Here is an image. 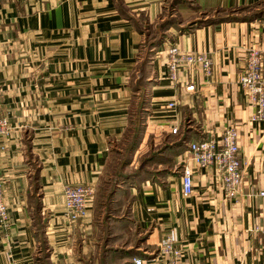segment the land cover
<instances>
[{
	"label": "crops",
	"instance_id": "obj_1",
	"mask_svg": "<svg viewBox=\"0 0 264 264\" xmlns=\"http://www.w3.org/2000/svg\"><path fill=\"white\" fill-rule=\"evenodd\" d=\"M259 1L0 0V114L8 120L0 172L9 213L0 264H132L133 256L160 258L157 241L166 236L182 264H264L255 229L264 222V122L251 119L237 83L248 47L261 51L264 66V13L206 21ZM166 17L174 22L148 46ZM170 44L207 53L210 74L181 63L170 79ZM138 114L129 165L148 169L108 189L112 153ZM229 122L247 162L239 200L223 199L216 169L187 153L188 141L218 138ZM156 150L164 157L145 165ZM183 165L192 178L186 195ZM64 182L94 188L81 219L64 214ZM98 194L112 210L96 207Z\"/></svg>",
	"mask_w": 264,
	"mask_h": 264
},
{
	"label": "built area",
	"instance_id": "obj_2",
	"mask_svg": "<svg viewBox=\"0 0 264 264\" xmlns=\"http://www.w3.org/2000/svg\"><path fill=\"white\" fill-rule=\"evenodd\" d=\"M167 75L174 80L176 70L181 63L197 66L204 76L211 72V58L204 52H187L170 44L165 48ZM237 83L244 92L245 99L252 107L251 119L264 122V66L261 51L257 47L245 50L243 65L239 71ZM192 88V85L186 86ZM173 105V102H168ZM8 129V120L0 114V135ZM172 132L176 127L171 128ZM236 127L232 122L226 124L218 138L212 134L202 139H192L187 143L189 158L198 167H214L219 174V186L223 199L239 200L242 195V182L247 162L241 160L236 143ZM181 193L186 195L192 190L190 167L183 165L180 171ZM2 174L0 172V225H6L9 213L2 197ZM94 193L89 184L64 182L61 185L63 210L69 221L85 216L87 206ZM260 193H263L260 191ZM264 238V222L255 226ZM160 258H143L133 256L132 264H182L179 259L180 249L174 245L171 237L166 236L157 241Z\"/></svg>",
	"mask_w": 264,
	"mask_h": 264
},
{
	"label": "rangeland",
	"instance_id": "obj_3",
	"mask_svg": "<svg viewBox=\"0 0 264 264\" xmlns=\"http://www.w3.org/2000/svg\"><path fill=\"white\" fill-rule=\"evenodd\" d=\"M245 10L249 11V12L254 11V10L264 11V0L259 1L255 4L251 5L250 7L244 9L243 11H245ZM215 13L216 12H210V14H215ZM169 18L171 19V21L174 22L175 17H169ZM140 123H141L140 115L139 114L137 116L135 115V117L132 121V124H131L130 138L121 145L120 150H114V152L112 153V157L110 159V162H109L108 168H107V172H106L107 175H110V178H108L107 182L104 181L105 184H102V185H104V187H106V188L108 187V189H111V187H114V180L122 181L124 176H128L130 174L133 175L134 171L138 170L137 167L135 166V164L129 165L130 164L129 161H131V158L133 156V150L134 149L132 148V143L134 141V138H133L134 131H135V129H138V126L140 125ZM131 139H133V140H131ZM131 141H132V143H130ZM150 154L151 153L144 155V158H145L144 164L145 165L151 164V159H153V158H151L150 160L148 159ZM142 157L143 156L141 155V158ZM152 157H154V159H157L160 157L163 158L164 156L159 155L157 153V150H156ZM122 160L125 161L123 164L121 163ZM153 167H155V166H153ZM143 169L145 170L148 168H143ZM109 182H111L110 185H109ZM102 189H104V188L102 187ZM106 193H107V191L105 192V194ZM96 200L97 201L99 200V202L100 201L104 202V204H105L104 209L108 208V209L112 210L111 208H109L110 203H108V201L105 200V197H102V199H101V194H98V198ZM99 205H102L101 202H100V204L97 203L96 207L100 208ZM111 206H113V205H111Z\"/></svg>",
	"mask_w": 264,
	"mask_h": 264
},
{
	"label": "trees",
	"instance_id": "obj_4",
	"mask_svg": "<svg viewBox=\"0 0 264 264\" xmlns=\"http://www.w3.org/2000/svg\"><path fill=\"white\" fill-rule=\"evenodd\" d=\"M257 3V2H256ZM255 4V3H254ZM253 5V4H252ZM251 5L249 6H243V7H240L238 9V12H245V13H240V14H229V11H226L227 13L225 12H222V14H219V15H216L215 17H212V18H207L206 21L208 20H212V21H220V20H229V19H240V20H246V19H250V18H253V17H256L262 13H264V11H261V10H254V11H243L244 9L250 7ZM169 22H171V19L170 18H164L157 26V36H155L153 39H151V41H148V46L149 45H154L158 42L159 38H160V35H161V31L162 29H164L168 24ZM198 22H201V20ZM136 141V139H135ZM135 141L132 143V148L134 147L135 145ZM155 153V152H154ZM154 153H151L148 157V159L150 160H154V161H157V160H160L162 157L160 158H157V159H154L153 154ZM125 161L122 160L121 163L123 164ZM127 162V161H126ZM146 173V169H138L136 171H134L133 175L130 174L128 176H124L125 179H133V178H137V177H140L141 175H144ZM40 226V225H39Z\"/></svg>",
	"mask_w": 264,
	"mask_h": 264
}]
</instances>
